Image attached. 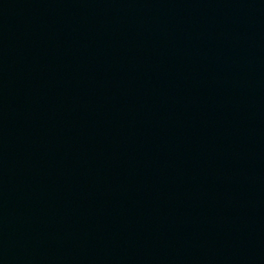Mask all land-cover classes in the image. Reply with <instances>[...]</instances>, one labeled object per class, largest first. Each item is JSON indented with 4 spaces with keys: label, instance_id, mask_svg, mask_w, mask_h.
Returning a JSON list of instances; mask_svg holds the SVG:
<instances>
[{
    "label": "water",
    "instance_id": "obj_1",
    "mask_svg": "<svg viewBox=\"0 0 264 264\" xmlns=\"http://www.w3.org/2000/svg\"><path fill=\"white\" fill-rule=\"evenodd\" d=\"M264 106V0H166Z\"/></svg>",
    "mask_w": 264,
    "mask_h": 264
}]
</instances>
